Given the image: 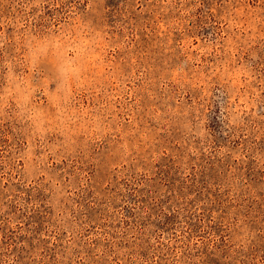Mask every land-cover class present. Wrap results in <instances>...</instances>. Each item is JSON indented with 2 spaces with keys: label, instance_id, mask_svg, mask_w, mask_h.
Here are the masks:
<instances>
[{
  "label": "rangeland",
  "instance_id": "rangeland-1",
  "mask_svg": "<svg viewBox=\"0 0 264 264\" xmlns=\"http://www.w3.org/2000/svg\"><path fill=\"white\" fill-rule=\"evenodd\" d=\"M0 264H264V0H0Z\"/></svg>",
  "mask_w": 264,
  "mask_h": 264
}]
</instances>
